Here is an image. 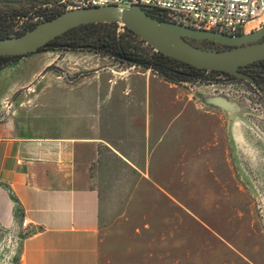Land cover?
I'll use <instances>...</instances> for the list:
<instances>
[{
    "label": "crops",
    "instance_id": "crops-1",
    "mask_svg": "<svg viewBox=\"0 0 264 264\" xmlns=\"http://www.w3.org/2000/svg\"><path fill=\"white\" fill-rule=\"evenodd\" d=\"M39 53L0 74V99L12 102L0 110V222L24 217L30 224L17 264H99L102 229L126 200L111 194L112 170L121 164L154 182L166 177L168 162L176 170L182 161L184 145L181 129L167 142L168 117L184 104L190 113L215 106L200 89L186 94L150 70L117 61L73 83L38 88L37 80L26 88L46 65Z\"/></svg>",
    "mask_w": 264,
    "mask_h": 264
},
{
    "label": "rangeland",
    "instance_id": "rangeland-1",
    "mask_svg": "<svg viewBox=\"0 0 264 264\" xmlns=\"http://www.w3.org/2000/svg\"><path fill=\"white\" fill-rule=\"evenodd\" d=\"M60 1L68 2L37 3L61 8ZM36 57L46 65L26 88L37 80L38 88L73 83L116 61L94 51H44ZM225 79L180 84L186 94L200 89L205 96H226L237 110L200 105L190 113L186 104L176 107L167 119L166 140L182 130V161L176 170L168 162L166 177H156L160 184L121 164L112 170L111 194L117 190L126 200L118 218L102 229L99 264H264V223L256 207L264 202V99L249 83ZM260 85L264 89V81ZM4 100L0 110L12 104ZM13 226L0 222V264H17L23 235Z\"/></svg>",
    "mask_w": 264,
    "mask_h": 264
},
{
    "label": "water",
    "instance_id": "water-1",
    "mask_svg": "<svg viewBox=\"0 0 264 264\" xmlns=\"http://www.w3.org/2000/svg\"><path fill=\"white\" fill-rule=\"evenodd\" d=\"M150 8L131 5H105L64 11L42 21L21 35L0 38V57L26 56L37 53L41 47L78 26L96 23H116L127 28L155 51L208 71H219L249 83L264 99V89L250 74L241 69L264 60V25L237 35L216 31L196 30L177 25L149 13ZM190 40L216 42L225 48L205 49ZM206 103L224 111L237 110L226 96H210Z\"/></svg>",
    "mask_w": 264,
    "mask_h": 264
},
{
    "label": "trees",
    "instance_id": "trees-1",
    "mask_svg": "<svg viewBox=\"0 0 264 264\" xmlns=\"http://www.w3.org/2000/svg\"><path fill=\"white\" fill-rule=\"evenodd\" d=\"M149 13L153 16H158L160 20H164V16L161 15L158 10L152 9ZM58 14L59 13H56L53 17ZM117 27L118 24L116 23H96L78 26L56 37L54 40H51L44 47H41L37 53L44 51H94L95 53L107 55L120 63L150 70L168 83L176 85L183 83L213 84L220 80V76L232 80L238 79L223 72L195 68L167 57L155 51L127 28L122 27V30L118 31ZM23 33L0 32V38L21 35ZM190 41L194 45L205 49L221 50L225 48L213 41ZM197 43L202 46L197 45ZM29 55L31 54H27L26 56ZM26 56L0 57V71L9 63ZM252 64L256 65V70L250 75H252V77L254 76V78L255 76H259L261 80H257V82L260 84L261 81H264V60ZM238 80L244 81L242 79Z\"/></svg>",
    "mask_w": 264,
    "mask_h": 264
},
{
    "label": "built area",
    "instance_id": "built-area-1",
    "mask_svg": "<svg viewBox=\"0 0 264 264\" xmlns=\"http://www.w3.org/2000/svg\"><path fill=\"white\" fill-rule=\"evenodd\" d=\"M140 5L155 9L164 20L184 27L216 31L227 35L250 32L264 25V0H68L60 1L62 11L105 5ZM257 22V26H249ZM118 24V31L122 30ZM249 28V30H247ZM225 81V77L220 76ZM8 104L5 102V107ZM14 229L23 239L30 234L24 217L14 221Z\"/></svg>",
    "mask_w": 264,
    "mask_h": 264
},
{
    "label": "flooded vegetation",
    "instance_id": "flooded-vegetation-1",
    "mask_svg": "<svg viewBox=\"0 0 264 264\" xmlns=\"http://www.w3.org/2000/svg\"><path fill=\"white\" fill-rule=\"evenodd\" d=\"M61 12L63 11L60 7L52 5L41 6L37 3V0H0V32L23 33ZM255 70L256 65L253 64L241 69L242 72L247 74H252ZM255 80L257 82L260 77L255 76ZM256 207L258 216L264 223V202Z\"/></svg>",
    "mask_w": 264,
    "mask_h": 264
}]
</instances>
